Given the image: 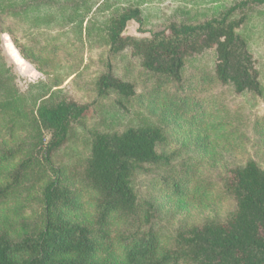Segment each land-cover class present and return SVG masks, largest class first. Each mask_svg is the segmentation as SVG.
Returning <instances> with one entry per match:
<instances>
[{
  "label": "trees",
  "instance_id": "16d2710c",
  "mask_svg": "<svg viewBox=\"0 0 264 264\" xmlns=\"http://www.w3.org/2000/svg\"><path fill=\"white\" fill-rule=\"evenodd\" d=\"M213 1L210 17H177L155 30L142 28L146 16L139 4L115 7L102 28V45L108 48L109 59L106 70L94 80L95 96L114 94L121 102L135 95L133 83L113 71L112 59L124 51L162 83L180 82L188 59L212 51V74L196 73L197 78L229 86L238 95L263 96L259 61L241 29L248 18L245 8L264 4V0L233 5ZM66 2L0 0V20L23 15L32 26H50L51 20L59 25L65 20L73 24L79 43L91 7L84 4L80 13L78 8L68 15H52L54 9L65 10ZM131 20L138 24L139 33L148 35H125ZM93 30L87 23L84 34L88 43ZM62 82L55 76L20 91L0 48V211L3 196L11 195L24 179L40 171L45 176L40 185L42 226L30 235H19L21 228L1 221L0 264H264V167L249 158L228 169L221 179V191L233 200V212L223 221L180 229L169 244L151 227L152 204L138 200L133 184L135 174L144 166L167 168L173 164L174 156L159 149L166 141L163 130L151 122L113 131L77 130L74 124L87 115L90 104L69 99L64 89L58 88ZM80 141L84 146L80 157L56 167L54 156ZM76 162L78 173L71 168ZM34 166L38 167L35 172ZM172 170L159 172L157 180L163 189L183 197L190 190L192 177L187 170ZM7 179L11 182L2 185ZM84 195H89L94 212L91 224L73 219L67 212L69 207L76 209ZM122 217L126 230L135 227L136 232L124 231L129 235L120 256L109 257L107 231L117 218L122 222Z\"/></svg>",
  "mask_w": 264,
  "mask_h": 264
},
{
  "label": "rangeland",
  "instance_id": "374dc122",
  "mask_svg": "<svg viewBox=\"0 0 264 264\" xmlns=\"http://www.w3.org/2000/svg\"><path fill=\"white\" fill-rule=\"evenodd\" d=\"M240 1L244 0H219L224 5ZM66 3L65 10L54 9L52 15L60 12L68 15L78 8L80 13L84 4L91 7L82 24V40L79 43L76 42L73 24L65 20L59 25L51 20L50 26H32L31 21L25 20L23 15L1 18V53L15 75L19 90L26 91L31 84L49 82L55 76L63 79L58 88H63L69 99L90 104L87 115L74 124L77 130H122L142 122L161 127L166 141L159 149L174 156L173 164L167 168L144 166L140 169L142 171L135 174L133 184L138 200L152 204L154 218L151 227L161 232L168 239L167 243H173V237L180 229L207 221L225 220L234 210L233 200L221 191V179L226 171L249 158L264 167V95H238L229 86L214 85L197 78L196 73L212 74V51L188 59L180 82L164 83L146 72L129 51H124L112 59V64L114 73L135 87V95L128 101L119 102L114 94L97 98L93 85L94 80L106 70L109 58L108 48L102 45V28L108 13L114 11L115 7L139 4L146 16L142 28L155 30L177 17H210L215 2L67 0ZM244 12L248 18L241 32L259 61L264 85V4H249ZM87 23L94 28L90 43L84 34ZM138 27L131 20L123 33L137 37L148 35L146 32L139 33ZM45 138L49 139L47 132ZM83 151L81 141L77 146L71 143L70 147L54 156V165H69ZM65 168L70 175L68 168ZM71 168L78 173L77 162ZM172 168V171L187 170L192 177L190 190L183 197L163 189L157 180L159 172ZM37 169V166L33 167L34 172ZM42 174L40 171L24 179L11 195L3 196L0 231L4 228L1 221L21 228L19 235H30L40 229L43 220L40 185L45 179ZM10 182L11 179H7L2 185ZM89 203V195H84L76 209L68 208V215L88 224L93 223L94 212ZM118 220L109 227V233L107 231V240L111 242L109 257L112 254L120 256L124 239L129 235L124 231L136 232L135 227L126 230L123 217L122 222ZM104 255L107 256L106 252Z\"/></svg>",
  "mask_w": 264,
  "mask_h": 264
}]
</instances>
